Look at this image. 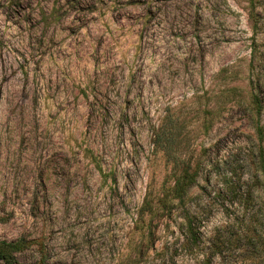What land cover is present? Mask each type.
Segmentation results:
<instances>
[{
	"label": "rangeland",
	"instance_id": "374dc122",
	"mask_svg": "<svg viewBox=\"0 0 264 264\" xmlns=\"http://www.w3.org/2000/svg\"><path fill=\"white\" fill-rule=\"evenodd\" d=\"M263 207L264 0H0V237L21 261L199 264L220 235L238 247L214 264H246Z\"/></svg>",
	"mask_w": 264,
	"mask_h": 264
},
{
	"label": "trees",
	"instance_id": "16d2710c",
	"mask_svg": "<svg viewBox=\"0 0 264 264\" xmlns=\"http://www.w3.org/2000/svg\"><path fill=\"white\" fill-rule=\"evenodd\" d=\"M260 111V110H259ZM257 132L261 135L263 129L258 124ZM195 182L194 174L186 176L183 180H177L174 185L170 188V191L174 192V197H183L186 195L188 188H190ZM165 204V203H164ZM247 208V207H246ZM245 208V209H246ZM248 222L254 228L250 229L251 232L245 233L243 237L246 239V251L242 256V263L246 264H264V207L261 208L256 214L251 218H248ZM256 221V222H255ZM193 220L187 217L185 223L187 237L191 239L194 245H198L199 237L198 233L195 231ZM259 223V227L256 226ZM237 238L234 236H217L214 238L209 249L212 250L211 254L201 259L199 264H214V257L220 260L226 257L227 249H230L232 245L238 247ZM236 243V246H235ZM27 249L26 240L24 238L17 239H6L0 237V261L3 264H26L18 258V254ZM222 264H231L226 260L221 261Z\"/></svg>",
	"mask_w": 264,
	"mask_h": 264
}]
</instances>
